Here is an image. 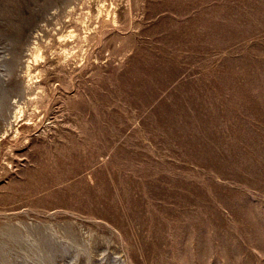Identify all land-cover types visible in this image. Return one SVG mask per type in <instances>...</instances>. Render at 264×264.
Instances as JSON below:
<instances>
[{
    "label": "rangeland",
    "instance_id": "rangeland-1",
    "mask_svg": "<svg viewBox=\"0 0 264 264\" xmlns=\"http://www.w3.org/2000/svg\"><path fill=\"white\" fill-rule=\"evenodd\" d=\"M0 264H264V0H0Z\"/></svg>",
    "mask_w": 264,
    "mask_h": 264
},
{
    "label": "bare ground",
    "instance_id": "bare-ground-1",
    "mask_svg": "<svg viewBox=\"0 0 264 264\" xmlns=\"http://www.w3.org/2000/svg\"><path fill=\"white\" fill-rule=\"evenodd\" d=\"M30 76V75H29ZM34 76V75H33ZM28 78V77H27ZM34 79V78H33ZM32 80V79H31ZM30 82V81H29ZM33 85V84H32ZM26 86V85H25ZM31 97V96H30ZM28 99V98H27ZM29 100V99H28ZM7 102H9V101H7ZM29 102V101H28ZM8 104V103H7ZM18 104V103H17ZM33 104V103H32ZM21 105V104H20ZM20 110H22L21 108H19ZM37 112V111H36ZM19 113V112H18ZM22 113V112H21ZM13 114V113H12ZM9 116V115H8ZM26 118V117H25ZM11 119V118H10ZM17 122V121H16ZM5 124V123H4ZM11 124V123H10ZM9 124V125H10ZM4 131H6V130H4Z\"/></svg>",
    "mask_w": 264,
    "mask_h": 264
}]
</instances>
